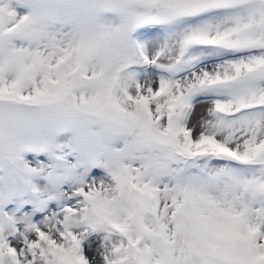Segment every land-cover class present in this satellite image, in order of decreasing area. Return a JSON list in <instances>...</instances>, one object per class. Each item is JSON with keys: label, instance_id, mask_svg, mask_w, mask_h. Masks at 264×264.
<instances>
[{"label": "snow or ice", "instance_id": "obj_1", "mask_svg": "<svg viewBox=\"0 0 264 264\" xmlns=\"http://www.w3.org/2000/svg\"><path fill=\"white\" fill-rule=\"evenodd\" d=\"M0 264H264V0H0Z\"/></svg>", "mask_w": 264, "mask_h": 264}]
</instances>
